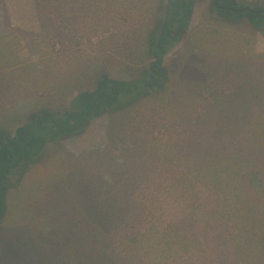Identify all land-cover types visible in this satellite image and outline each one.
<instances>
[{"label":"rangeland","instance_id":"1","mask_svg":"<svg viewBox=\"0 0 264 264\" xmlns=\"http://www.w3.org/2000/svg\"><path fill=\"white\" fill-rule=\"evenodd\" d=\"M197 0L169 84L12 177L0 264H264V25ZM264 9V0H238ZM159 0H0V127L139 76Z\"/></svg>","mask_w":264,"mask_h":264},{"label":"trees","instance_id":"2","mask_svg":"<svg viewBox=\"0 0 264 264\" xmlns=\"http://www.w3.org/2000/svg\"><path fill=\"white\" fill-rule=\"evenodd\" d=\"M197 0H159L162 13L148 30L147 58L139 76L119 79L100 74L90 90L80 92L72 107L56 110L40 107L28 114L14 130L0 127V226L7 213V195L12 177L22 179L41 161L47 145L83 134L98 119L134 108L143 100L167 90L169 71L165 59L171 49L188 34ZM212 11L225 23L247 20L256 28L264 25V12L238 0H213ZM253 9V11L251 10Z\"/></svg>","mask_w":264,"mask_h":264},{"label":"water","instance_id":"3","mask_svg":"<svg viewBox=\"0 0 264 264\" xmlns=\"http://www.w3.org/2000/svg\"><path fill=\"white\" fill-rule=\"evenodd\" d=\"M253 11V9H251ZM254 12V11H253ZM259 12H264V9L260 10Z\"/></svg>","mask_w":264,"mask_h":264},{"label":"crops","instance_id":"4","mask_svg":"<svg viewBox=\"0 0 264 264\" xmlns=\"http://www.w3.org/2000/svg\"><path fill=\"white\" fill-rule=\"evenodd\" d=\"M24 1H26V0H24ZM194 14H195V12H194ZM193 18H194V16H193ZM222 23H224V22H222ZM191 26V25H190ZM190 29V28H189Z\"/></svg>","mask_w":264,"mask_h":264}]
</instances>
